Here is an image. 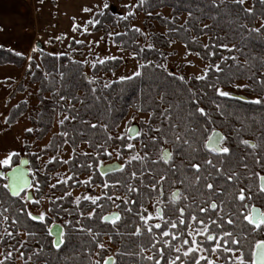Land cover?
Listing matches in <instances>:
<instances>
[{"label": "trees", "instance_id": "trees-1", "mask_svg": "<svg viewBox=\"0 0 264 264\" xmlns=\"http://www.w3.org/2000/svg\"><path fill=\"white\" fill-rule=\"evenodd\" d=\"M246 9L243 4L233 3V0H216L215 4L212 0H141L137 3L136 10L164 28L163 33L152 34L146 46L139 41L143 37L141 31L130 27L127 20L113 15L108 8L94 13L89 23L94 32L107 36L112 28L121 29V32L112 36L113 44L118 49L131 53L140 63L137 71L140 74L131 76V79L109 83L89 79L84 63L73 55L38 51V60H30L23 74L30 85H36L38 101L37 110L30 117L32 131L27 136L34 135L40 141L51 132L55 122L58 130L50 137L42 152L28 155L30 165L35 167L36 160L41 155H57L65 145L69 146L72 153L65 164L71 177L56 189L66 193L69 185L80 175L91 174V180L100 181L102 177L97 172V166L100 161L109 158L108 150L114 148L119 156L127 155L129 160L125 163L123 172L111 173L104 178L116 184H120L122 180L138 182L136 184L140 187V193L128 198V208L121 209L125 217L113 229L100 221L101 215L110 209L104 203L103 208H98L92 223L87 215L90 212V202L82 199L77 202L70 194H66L50 203L49 217L40 222L27 217L25 203L20 197L13 198L0 188V249L3 252L0 264H16L18 260L22 264H92V256L104 235H109L111 241L120 247L116 264H153L152 261L143 259L144 255L136 253L140 251V247L152 251L161 243L154 238L158 233L155 227L149 233L145 222L140 219L145 216L141 208L158 195L156 188L151 192L146 187L156 186L158 182H162L164 189L167 186L170 168L169 164L157 159L159 148L163 146L174 153L173 162L177 165L178 173L187 169L183 167L189 164L192 156H196L193 161L196 163H200L201 158H209L202 148L192 153L187 145L177 147L179 142L175 140L174 133L180 134L182 139H188L193 146H202L203 136L206 135L201 128L202 124L209 130L214 128L220 131L232 150V154L225 157L223 167L225 171L233 170L238 173L242 181L239 186L248 183L249 171L264 174V104L250 102L257 97L264 98V82H258V78L264 81V28L257 26L259 20L264 21V2L251 0L252 11L248 12ZM162 10H168L169 17L164 16ZM156 11L155 15H151ZM182 17L184 21H181ZM92 21L96 23L93 24ZM174 42L181 43L187 54L195 55L207 63L209 70L207 74L204 72V79L197 80L190 76L181 80L179 76L167 71V49ZM221 44L228 48L220 47ZM25 62L26 56L17 55L0 46V67L11 65L22 68ZM121 65L120 58L106 59L93 65L91 74H111ZM213 65H218L221 71H216ZM238 82L248 86L235 90L240 97H221L214 90L220 87L231 91V87ZM19 86L22 84H17L15 92ZM192 93H195V104L192 103ZM197 106L204 108L207 116L201 117L196 113ZM27 111V102H18L9 110L5 123L8 126L15 125ZM130 112L133 115L149 116L147 122L139 123L140 135L131 139L126 134L117 135V129ZM208 119L212 122L207 123ZM172 124L177 127L173 129ZM157 127L160 128L159 132L154 130ZM192 128L196 131H191ZM153 136L164 137L168 142L163 139L154 142ZM241 140L255 143L257 147L252 149L240 143ZM129 144L132 147H128ZM81 145L88 152L77 151ZM135 145H138L141 152L139 157L142 159H130L137 156ZM257 158L260 165L256 163ZM212 159L213 163L219 165L218 158ZM17 164L18 155L14 157L13 166ZM62 165L63 162L58 157L47 163L44 173L38 176L39 187H46L49 172ZM133 172L136 173L135 176L132 175ZM209 172L215 175L214 168L204 165L201 176ZM161 175L165 177L163 180H160ZM5 182L0 180V185ZM40 194L37 190L36 196L39 197ZM204 194L207 198V190ZM214 199L218 204L219 199L225 200V212L231 208L232 201L227 197ZM140 209L143 212L139 216ZM218 210L220 209H208L207 216L220 221L215 215ZM231 218L234 219V216ZM161 221V227L165 228L166 216ZM52 222H62L60 226L65 233V243L59 249L53 247V238L49 235ZM90 224H93V228H90ZM136 224L141 227V233L132 235ZM89 228L95 234V239L90 237V232L87 231ZM209 229L215 234L218 232L216 226ZM7 233H11V236ZM22 234L24 238H21Z\"/></svg>", "mask_w": 264, "mask_h": 264}, {"label": "rangeland", "instance_id": "rangeland-1", "mask_svg": "<svg viewBox=\"0 0 264 264\" xmlns=\"http://www.w3.org/2000/svg\"><path fill=\"white\" fill-rule=\"evenodd\" d=\"M139 1L141 0H47L46 27L40 30L38 29L39 32L37 33L35 31L37 29L35 28L36 23H32L30 48L27 49L28 47H25L24 49L27 55L26 62L24 63V65L26 64L25 67H27L30 62L29 57H31V60H38V51L41 50L57 54L63 53L73 55L75 59L84 63L85 71L89 79H99L104 83H109L119 80L120 77L133 76V73L138 71L140 63L135 60L131 53L118 49L112 41V36L121 32V29L119 27L112 28L110 34L104 36L101 32H94L89 23L94 13L104 9L103 5L107 3L108 9L113 15L127 20L130 27L141 31L143 39L140 38L139 41L142 45L146 46L150 36L152 34L163 33L164 28L159 26L155 20L146 19L145 15L136 10V5ZM250 3L251 0H244L243 5L245 8L249 9ZM126 5L127 7H125ZM85 8L89 9V11H84L83 9ZM0 10V18L3 20L2 23H8V20H10V18L12 19L9 7L4 6ZM19 13L21 14L20 16L24 14H22V12ZM156 13L157 11L153 12L151 15H155ZM161 13L169 17L168 10H162ZM56 20L59 22H54ZM181 21H184V17L181 18ZM263 24L264 21L262 20L257 22V26ZM74 25L76 27L75 31L73 30ZM34 47L36 49L35 51H33ZM167 52L168 56L166 58L165 67L169 73L185 78H189L190 76L196 77L198 75L203 76L207 63L203 62L195 55L187 54L181 43L174 42L167 49ZM113 58H120L122 60V65L117 71L111 74H99L97 76L91 74L93 65L103 60ZM1 71L2 70H0V82L3 80L2 78L5 77H10V80L0 83V158H3L8 152L12 151L18 153L19 163L21 157L28 158L29 154H38L42 152L47 147L50 137L57 132L58 124L55 122L51 132L40 141L36 140L34 135L27 136L29 131H26V129H32L30 117L37 110V87L36 85H30L27 79L23 78V75L18 77L17 71ZM18 83H21L22 86H19V91L17 89L15 92ZM237 85H244V83L238 82L231 87V91H224L231 93L232 96L240 97V95H236L239 93L235 92L237 88H241L237 87ZM17 101H26L28 104V111L15 125L8 126L5 123L6 117L11 107L18 103ZM9 102L15 104L11 107H7ZM148 117L147 114L133 115L130 112L117 129V135H127L128 127H139L140 121L147 122ZM134 147L136 155L141 156L138 145ZM77 151L86 153L88 149L84 145H81ZM71 153L72 150L69 146L65 145L63 150L57 155L47 154L39 156L36 160L35 167L31 166L28 162V170H31L29 174L33 187L27 190L29 196L32 198L31 201L22 200L25 203L27 212H31L33 215L43 212L46 218L49 217L50 203L58 198L64 197L66 194H70L74 201H77L78 197L85 200L83 197L86 195L93 197L100 196V187L90 184V175L78 176L76 180L69 185L66 193L56 190L57 186L59 187L60 184H65L71 177L65 164L69 160ZM108 153L109 158L106 161H100L99 164L104 165L112 162L122 164L129 160L127 155L119 156L114 148H110ZM56 157L63 162V165L49 172V180L46 187H38L37 189V185H40L38 176L44 173L45 165L53 161ZM0 171L3 170L0 169ZM37 190L41 193L39 197L36 196ZM23 195L24 193L21 197ZM87 201L90 202V200ZM155 205L157 204L151 203L149 206V214H152L153 219L155 218ZM54 223L57 222H52L50 227ZM59 225H62V222H59ZM21 238H24L23 234ZM102 244L105 245L101 251L102 254L95 258L100 264L104 263L105 257L113 256L117 251L116 247L110 245L107 239H105ZM99 250L100 249L96 251V255L100 252ZM2 259L3 252L0 249V261ZM211 259L217 261L215 256ZM16 264H22V261L18 260Z\"/></svg>", "mask_w": 264, "mask_h": 264}, {"label": "snow or ice", "instance_id": "snow-or-ice-1", "mask_svg": "<svg viewBox=\"0 0 264 264\" xmlns=\"http://www.w3.org/2000/svg\"><path fill=\"white\" fill-rule=\"evenodd\" d=\"M213 4L216 3V0H212ZM222 2V0H221ZM264 2V0H262ZM233 3H239L243 4L244 0H233ZM103 7L106 9L108 8V4L105 3ZM127 7V5L125 6ZM84 11H89V9L85 8ZM246 11L251 12L252 9H246ZM102 14V13H101ZM93 24L96 23V21H92ZM262 28H264V25H261ZM73 30H76L75 25L73 26ZM139 31V29H137ZM251 31H259V29H251ZM195 39V38H193ZM151 47V45H149ZM207 47V45H205ZM220 47L222 48H228L227 45L221 44ZM35 47L33 48V51H35ZM17 55H21L20 53H17ZM211 55V53L209 54ZM230 59H235L234 57H229ZM223 59V58H222ZM29 60H31V57H29ZM216 69V71H221L220 67L218 65H213ZM208 68L206 67L204 69L205 74L208 72ZM139 72H134L133 76H138ZM197 80L204 79V76H196ZM121 80L125 79H131V77H120ZM179 79L183 80V77H180ZM258 82H264L260 81L258 78ZM107 86V85H105ZM209 87H213L212 85H209ZM237 87H248L247 85H237ZM215 92L218 96L221 97H230L231 93L222 90L220 87H216ZM191 92V89H189ZM193 100L192 103L195 104L196 101L194 99L195 93H192ZM63 99V97H61ZM253 104H264V98L257 97L256 99H253L250 101ZM195 112L199 113L201 117L207 116V112L202 107H195ZM163 115V113H161ZM191 115V113H189ZM7 119V118H6ZM212 121L208 119L207 123H211ZM63 123V121H61ZM95 127V125H92ZM171 127L175 129L177 127L176 124H172ZM190 127V126H189ZM201 128H203V133L206 134L203 136L202 140V146L197 145L193 146L192 143L188 139H182L180 134L175 135V140L179 142L177 144V147L182 145H187L192 153H196L198 151L202 150L205 151L209 158H201L200 163L193 162L196 160V156H192L189 160L188 167L195 170L194 179L192 181L193 184L200 182L202 179L205 181L203 184V188L207 190V198L205 201V206L200 207L199 211L201 213H205L208 209L217 210L218 208L220 210L215 211V215L220 218L221 220H225L228 225L234 224L233 219L231 216H238V218L242 219L247 223L249 226L242 235L244 237H249L248 242L246 243L244 239L234 236L231 231H225L221 227L218 220H214L211 217H209L207 223H205L203 220H199L195 215L191 217V220L197 221L201 225L199 228H192L189 223V231L188 235L191 237V240H183L184 245H188L186 248L177 247L174 250L177 253H182L183 259L181 258V255H176L174 258L169 257L167 260V264H200L202 260H206V264H216V262L211 259L207 258L206 255H198L197 253H206L208 248H211V252L213 254H216L218 256L219 251L222 249L224 253L229 252H237L238 255H235L234 257H229V264H264V174L261 172H252L249 171L247 173L248 176V183L244 184V186H239L242 181L236 171L228 170L225 171L223 164L225 157L232 154V150L230 146L225 142L226 137L217 132L214 128L212 130H209L208 128L204 127V125H201ZM155 131L159 132L160 128L157 127L154 129ZM186 131L188 128L186 127ZM26 131H32V129H26ZM191 131H196V129L192 128ZM127 132L129 134V139H131L132 134L140 135V132L134 128V127H128ZM123 135V134H122ZM111 138V137H110ZM119 139V137H117ZM158 139H163L167 143L168 141L164 137H157L153 136L152 140L155 142ZM240 143L255 149L257 147V144L252 143L248 140H241ZM128 147H132L131 144L128 145ZM18 155V153L15 152H8L7 155H5L3 158H0V169H5L3 171H0V180L6 181L2 185H0V188H3L5 190L6 194H10L12 197H20L24 201H31V197L24 192L26 188H31L33 185L30 183L25 170L19 166H13L14 165V157ZM174 153L169 151L168 149L161 146L159 148V155L157 157L158 160L163 161L165 164H171L173 168H175V164L171 163L173 160ZM212 157L218 158L219 165L216 163H213ZM130 159H142L139 156H133L130 157ZM242 160L243 157H240ZM156 161H153L155 163ZM26 160H22L20 164H26ZM257 165H260L259 158H257L256 161ZM204 165H209L215 170V175L212 172H209L207 175L201 176V169ZM123 167V165H121ZM244 167H247L244 165ZM31 171V170H29ZM133 176L136 175L135 172L132 173ZM165 177L163 175L160 176V180H163ZM187 179V177H185ZM119 183V181H117ZM37 185V189H38ZM105 187H107V184H105ZM154 188L155 185H152ZM228 189V191H226ZM135 190V189H132ZM24 192V195L21 197V193ZM227 197L229 200L232 201L231 208L228 209L227 212L224 211L225 207V200L219 199V204L217 203V200L214 199V197ZM180 197L179 191H173L170 196L171 201H175ZM81 198H77V202H79ZM83 199L90 200L93 205H96L97 207H100V205L97 204V200L100 199V197H93V196H84ZM108 199H111V197H108ZM187 199V197H185ZM187 205H185V208ZM185 208H180L179 212L181 217L184 214ZM23 210V209H22ZM95 209H93V212L87 213L88 217L91 218L93 216ZM163 210L157 206L155 209V217L156 218H162ZM27 217L30 220L34 221H40L44 222L45 220V213L41 212L37 215H33L31 212H27ZM152 218V214H149V216H141L140 219L145 222V226L148 228L149 233L152 232V228L155 227L156 229H161V224L156 223L153 225H148V220ZM5 219H7L5 217ZM121 217L119 213H111L109 215H103L100 217L101 221H107L111 222L113 225H115L116 221L120 220ZM180 225H184L186 221L182 218H177ZM13 223H16L15 220H13ZM65 223H68V221H65ZM79 223V222H78ZM209 224L214 225L218 228H221V232L219 235L214 236L209 229ZM56 228L59 229V231L56 233V240H54L53 247L59 249L62 244L65 243V240L63 239L65 233L62 228H60L59 225H54ZM166 228L171 229H177L176 223H167ZM83 230V229H81ZM88 232H92V230L89 228L87 229ZM141 233V228L137 227L135 233H132V235H139ZM51 231H49V235H51ZM161 234L163 236H171L173 240L176 239V235H179V231H177L176 235H173L171 232L161 229ZM207 234V235H205ZM252 234V235H250ZM7 235L11 236V233H7ZM197 236L203 237L202 240H197ZM259 236L260 238H257ZM221 237H224L225 239L221 242ZM2 238V237H0ZM95 239V234L93 236ZM109 240H111V237L109 236ZM209 242H212L209 244ZM155 241L153 240V244ZM164 245H168V241H163ZM229 245V246H225ZM236 247H232V246ZM98 248L103 249L105 247L104 244L98 243ZM146 251L144 247H140V252L143 253ZM119 252V250H118ZM131 254V253H130ZM163 252L160 253L161 256H163ZM191 254V255H190ZM9 256H11V253H8ZM136 255H139V253H136ZM219 258V256H218ZM143 259H146L148 261H152L153 264H160L159 259H154L153 256L149 255L147 257H144ZM99 264V262H97ZM105 264H114V261L111 256L105 257Z\"/></svg>", "mask_w": 264, "mask_h": 264}, {"label": "flooded vegetation", "instance_id": "flooded-vegetation-1", "mask_svg": "<svg viewBox=\"0 0 264 264\" xmlns=\"http://www.w3.org/2000/svg\"><path fill=\"white\" fill-rule=\"evenodd\" d=\"M134 128H136L137 130L139 129V127L137 126H132ZM127 136L129 138V134L127 132ZM135 134H132L131 138L135 137ZM171 163H174L173 160ZM120 164V163H119ZM175 164V163H174ZM100 165L103 164H99L97 167V172L99 173V175L102 177V179L100 181H96V180H91L90 179V184L93 186H98L100 187V199L97 200V204L100 205V207H97L96 205H93L90 201V212H93V209H95L93 216L90 218V220H92V223L94 222V218L96 217L98 208H103L102 206H110L109 210H107V212L103 213L101 216L103 215H109L111 213H119L121 219L116 221L115 225H113L111 222H107V221H101L104 224L110 225L113 229H116L118 226V222L123 221V218L125 217V213L122 212L121 209L128 208L127 204H128V198H132V196H134L137 193H140V187L139 185H137L135 181L132 180H122L120 182V184H116L115 182H111L108 181L107 179H105L104 177L109 175H102L99 172V168ZM120 165H123V167H121L120 170L113 172V173H118V172H123L125 169V163H122ZM169 174H168V179H167V186L164 189L162 186V182H158V184L153 188L152 185H149L146 187V189H150L149 191H154L157 189L158 195L157 197L152 198L151 200H149L148 204L144 207L141 208L144 212H145V216H149V206L151 203H156L157 205H155L156 207L159 206L162 210V218L163 216H166V224L167 223H176L177 224V229H171V228H163L161 227V229H165L169 232H171L173 235H176L177 231H179V235H176V239L173 240L171 238V236H163L161 234V229H156V235H155V239L158 241H160V245L156 246L152 249V251L146 250L143 253H141L140 251L139 256L144 255L145 257L151 255L154 257V259H159L160 260V264H167V260L168 258L171 257H175L176 255H181V258L183 259L182 253H177L174 249L177 247H181V248H186L188 247V245H184L183 244V240H191V237L188 235V231L189 229V223L191 225L192 228H199L201 227V225L199 223H197V221H193L191 220V217L193 215H195L199 220H203L205 223H207L209 217L207 216V212L205 213H201L199 211L200 207H204L205 206V201H206V197H205V192L206 189L203 188V184L204 181L202 179V182H198L193 184L192 181L194 179V174H195V170L191 169L190 167H188V165H185V167L183 168H187L185 171H182L181 173L177 172V165L175 164V168H173L171 166V164H169ZM201 174V173H200ZM193 176V177H192ZM90 177L91 174H90ZM185 177H187V179H185ZM105 184H107V187H105ZM156 188V189H155ZM135 189V190H132ZM173 191H179L180 192V197L175 200L174 202L170 200V196L171 193ZM193 191V194L192 192ZM108 197H111V199H108ZM185 197H187V199H185ZM102 203H104V205H102ZM132 203V202H129ZM165 203V204H164ZM109 204V205H108ZM185 205H187V207L185 208ZM155 207V209H156ZM180 208H185L184 214L181 217L179 209ZM140 209V213L139 216L141 215V212H143ZM212 210V209H211ZM155 213V210H154ZM162 218H151L148 220L150 225H155L156 223H160L162 226L163 221H161ZM177 218H182L186 221V223L184 225H180L178 222ZM214 219V218H212ZM234 224L229 225V227L224 226V225H228L226 223L225 220L223 221H218L221 225V227L223 228V230L225 231H231L232 234L234 236H238L242 239L245 240V242H248L249 237H244L242 235V233L249 227L247 225V223L245 221H243L242 219L238 218V216H234ZM54 224H58V223H54ZM214 225L209 224V228L213 227ZM139 227L136 224V228ZM90 228H93V224H90ZM136 228L134 229V233L136 231ZM141 228V227H140ZM218 228V227H217ZM50 229V228H49ZM221 232V228H218V232L217 234H215L214 232H212V234L214 236L219 235ZM207 235V234H205ZM94 233L91 232L90 233V237H93ZM197 240H202L203 237L197 236L196 237ZM105 239H107L108 243L114 247H116L117 251L114 253L112 257L114 264H116V258L117 255L120 253V247L118 244L113 243L111 240H109V235H104L102 237V240L100 243H102ZM224 237H221V242L224 240ZM167 240L169 243L168 245H164L163 241ZM159 243V242H158ZM212 242H209V244H211ZM225 246H229V245H225ZM232 247H236V246H232ZM100 249L99 253L96 255V251ZM119 250V252H118ZM102 249L98 248L95 250L94 252V256H92V264H95L97 262H99L98 260H95L96 256L101 255ZM122 251V250H121ZM163 252V256L160 255V253ZM198 255H206L207 258H212L213 256H215L217 258L216 264H229V257H234L235 255H238L239 253L237 252H229V253H224L222 251V249L219 251L218 256L216 254H213L211 252V248L209 247L206 253H197ZM128 255V253H127ZM133 255V254H132ZM191 255V254H190ZM100 264V263H99ZM105 264V261L104 263ZM133 264V263H131ZM178 264V262H177ZM200 264H206V260H202L200 262Z\"/></svg>", "mask_w": 264, "mask_h": 264}, {"label": "crops", "instance_id": "crops-1", "mask_svg": "<svg viewBox=\"0 0 264 264\" xmlns=\"http://www.w3.org/2000/svg\"><path fill=\"white\" fill-rule=\"evenodd\" d=\"M46 4L47 0H0V9L7 6L10 9V14H12V19L10 18L8 23H2L3 20L0 18V46L27 57L24 49L25 47H28L27 49L30 48L32 23H36V27L35 25L34 27L37 28L35 30L37 33L40 29L46 27ZM19 12L24 14L20 16L21 14ZM54 22L58 23L59 21L56 20ZM25 65L22 68L6 65L1 66L0 70H2L1 72L17 71L18 77H21L24 74L23 70H25ZM9 78H2L3 80L0 83L9 81ZM9 103L7 107L15 104Z\"/></svg>", "mask_w": 264, "mask_h": 264}, {"label": "water", "instance_id": "water-1", "mask_svg": "<svg viewBox=\"0 0 264 264\" xmlns=\"http://www.w3.org/2000/svg\"><path fill=\"white\" fill-rule=\"evenodd\" d=\"M216 131L219 132V133H221V132L218 131V130H216ZM22 160H26L27 163L21 165L20 162H21ZM17 165L21 166V167L25 170V173H26V175H27V177H28V179H29V181H30V183H31L30 174H29V170H28V160H27V158H26V157H21V158L19 159V163H18ZM15 166H16V165H15ZM120 169H121V165H120L118 162H112V163H107V164H104V165H100L99 172H100L102 175H107V174H111V173H113V172H116V171H118V170H120ZM27 190H28V188H26V189L24 190V192H27ZM24 192H22L21 195H22ZM27 194L29 195V192H27ZM9 195H10V194H9ZM10 196H11V195H10ZM11 197H12V196H11ZM13 198H18V197H13ZM54 225H59V224H53V225L50 227V229H49V231H51V233H52L51 236H52V238H53V241L56 240V238H57L56 233L59 231V229L56 228ZM59 226H60V225H59ZM60 228H62V227L60 226Z\"/></svg>", "mask_w": 264, "mask_h": 264}]
</instances>
